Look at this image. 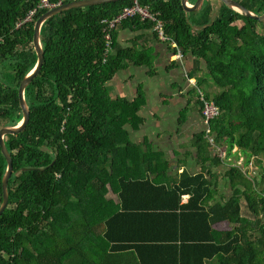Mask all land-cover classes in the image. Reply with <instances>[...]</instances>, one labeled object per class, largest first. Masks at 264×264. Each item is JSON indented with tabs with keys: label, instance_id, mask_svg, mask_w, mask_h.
I'll return each instance as SVG.
<instances>
[{
	"label": "trees",
	"instance_id": "16d2710c",
	"mask_svg": "<svg viewBox=\"0 0 264 264\" xmlns=\"http://www.w3.org/2000/svg\"><path fill=\"white\" fill-rule=\"evenodd\" d=\"M41 1L0 0V130L23 119L19 87L37 65L34 28L49 10L38 9ZM134 1L70 9L44 23V65L25 91L29 122L22 133L4 137L13 174L0 216V264H124L107 257L122 251H132L135 264H264V24L223 2L216 12L213 0L197 12H185L181 0H137L156 14L183 59L205 63L220 110L209 121V137L229 152L237 147L245 166L253 160L262 172L256 178L245 167H229L224 176L232 193L216 199L210 167L222 161L206 130L191 144L201 171L173 174L164 154L139 151L132 141L146 122L142 88L133 100L111 96L108 84L132 65L156 74L152 51L120 49L117 29L106 56L103 21ZM237 1L257 16L264 13V0ZM119 27L152 30L157 38V24L139 17ZM196 95L193 105L203 117ZM133 157L146 163L144 171L128 166ZM6 169L0 149V204ZM144 248L152 250L150 263Z\"/></svg>",
	"mask_w": 264,
	"mask_h": 264
},
{
	"label": "crops",
	"instance_id": "0c3cea01",
	"mask_svg": "<svg viewBox=\"0 0 264 264\" xmlns=\"http://www.w3.org/2000/svg\"><path fill=\"white\" fill-rule=\"evenodd\" d=\"M152 22L157 24V38L154 36L152 30L129 27L120 28L119 25L116 28L117 30L115 29L118 34L117 45L120 49L136 52L143 50L152 51L156 74L149 75V69L145 67L137 68L131 64L132 66L117 74L108 84L111 96L114 98L120 96L133 100L137 88L140 86L145 93L147 103L140 113L146 122L141 126L140 131L136 133L132 132V141L136 144L137 149L145 153L153 151L164 154L173 166V174H181L184 170H187L190 174L199 173L201 166L194 159L195 151L191 146L192 138L196 134L205 132L207 126L204 118L195 109L193 105L194 101L192 100L197 97L196 94H199L204 97L209 95L211 98L209 101L213 102L212 100L217 94L218 89L213 86L205 63H201L200 65V63H196L192 58H184L182 61H178L177 54L180 51L178 46L174 42H171L165 34L167 41H163L159 36L158 22ZM159 22L162 24L161 21ZM173 50L177 51L176 55ZM200 85L206 88L207 94L202 92ZM195 88H199L200 90L195 92ZM193 93L196 94L193 95ZM191 95L192 97H190ZM185 109H188L187 120L178 131V119ZM172 121H174L173 129L167 131V126ZM210 145L214 148V154L219 156L222 161L221 166L214 167L212 165L210 167V171L213 174L215 173V177L213 176L214 180L218 183L216 199H219L221 196L226 198L232 191L228 179L224 176L225 172L229 167L233 166L247 167L245 166L246 156L237 147H234L229 152L228 146L218 147L215 143ZM133 158V160L128 162V166L138 165L137 172L144 171L146 163H142L139 157ZM241 163L242 165H240ZM166 178L164 177L163 181H166ZM110 194L109 197L116 200V196L113 193L114 196ZM183 201L186 203L188 196H184ZM217 229L223 231L225 227L222 225L218 226ZM85 246L91 250L89 244ZM100 246H103L105 249L109 248L105 244H100ZM93 248L94 246H92V250ZM151 251L149 248L141 249L143 258L147 259L149 263L152 259ZM107 257L113 258L115 261H122L124 264H135L132 251L110 252ZM158 263L159 261L154 264ZM217 263V260L209 262V264Z\"/></svg>",
	"mask_w": 264,
	"mask_h": 264
},
{
	"label": "water",
	"instance_id": "95a60500",
	"mask_svg": "<svg viewBox=\"0 0 264 264\" xmlns=\"http://www.w3.org/2000/svg\"><path fill=\"white\" fill-rule=\"evenodd\" d=\"M123 0H78V1H70L64 4H61L55 8H52L51 10H48L45 14H43L35 24L34 28V40L33 45L35 52L37 54V65L34 68V70L22 80L20 87H19V99H20V105L22 108L23 113V119L22 121L17 125L14 126V128H3L0 130V149L1 153L4 158H6L7 161V169L6 172H4V175L1 180V187H2V201L0 204V216L4 212V210L7 209L9 204V191H8V183L9 180L13 174V162L12 157L6 147V144H4V137L10 136V135H18L22 133L29 122L30 119V110L28 107V104L26 102L25 98V91L28 85L33 81L34 78H36L44 65V50L41 42V30L44 25V23L52 18L53 16L75 8H85L89 6H96V5H102L107 4L111 2H118ZM223 2L228 8L235 10L239 14L243 15L247 18H252L259 23L264 24V13L262 15H255L252 13V11L244 8L237 0H220ZM205 0H195V2L191 5L188 4V0H181V4L185 12H197L200 11L204 5Z\"/></svg>",
	"mask_w": 264,
	"mask_h": 264
},
{
	"label": "built area",
	"instance_id": "2783aa9c",
	"mask_svg": "<svg viewBox=\"0 0 264 264\" xmlns=\"http://www.w3.org/2000/svg\"><path fill=\"white\" fill-rule=\"evenodd\" d=\"M64 0H60L59 3L53 4L49 0H42L40 4L38 5V9H49L51 10L52 8H55L59 5L62 4ZM69 1H78V0H69ZM37 9L34 11L30 12L28 17L24 20V23L32 21L33 17L35 16ZM131 17H140L141 20H151V21H156L158 22V32L159 36L163 41H167V38L164 35L163 32V26L162 24L157 20L156 15L153 14L148 7H143L141 6L137 0L134 1L133 6L131 7H126L122 9V11L119 13L118 16L114 17L111 20H104L103 21V33L105 35V41H106V56L110 53L111 51V46H112V33L114 30L117 28V26L125 19L131 18ZM23 24H19L18 26H22ZM175 48H177L176 45H174ZM177 59L178 61L183 60V56L180 51H178L177 54ZM201 100L204 102V106L202 109V115L205 121V124L208 129V124L209 121L214 119L215 117L219 116L220 110L219 108L214 104V102H211L207 99L204 98L203 95H201ZM206 129V133L208 135L207 139L210 144H214V141L210 135V131ZM254 164V161L252 160L250 162V166L252 167Z\"/></svg>",
	"mask_w": 264,
	"mask_h": 264
},
{
	"label": "rangeland",
	"instance_id": "374dc122",
	"mask_svg": "<svg viewBox=\"0 0 264 264\" xmlns=\"http://www.w3.org/2000/svg\"><path fill=\"white\" fill-rule=\"evenodd\" d=\"M214 1V4H215V7H216V10H218L219 8V4L221 1H216V0H213ZM189 5L192 6V4L188 3ZM237 25L241 26L243 24V21L241 19H238V21L236 22ZM193 76V75H192ZM200 88L202 90L203 93L207 94L206 92V88L203 87L202 85H200ZM196 91H199L200 89L199 88H195ZM196 93H193V95H195ZM197 96V95H196ZM192 97V95L190 96ZM197 98V97H196ZM196 98H194L192 101H195ZM174 125V121L170 122V124L167 126V131L168 130H172V126ZM196 131H199V130H196ZM182 142V141H181ZM253 159V158H252ZM238 165V164H236ZM242 165V163L240 164ZM263 166H264V163H263ZM244 171L247 172L249 175L251 176H256V178H258V176L260 175V173L262 172H259V170L257 169V167L255 166L254 167V164L253 166L251 167L250 165H247V167L244 168ZM112 196H114L112 193L110 194ZM243 206H244V209H243V214L244 215H247V209L245 208V204L243 203Z\"/></svg>",
	"mask_w": 264,
	"mask_h": 264
}]
</instances>
